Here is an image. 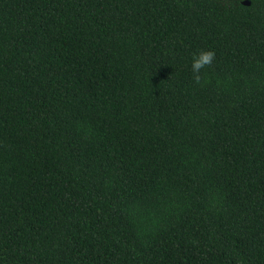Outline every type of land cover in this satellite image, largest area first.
<instances>
[{"label": "trees", "instance_id": "16d2710c", "mask_svg": "<svg viewBox=\"0 0 264 264\" xmlns=\"http://www.w3.org/2000/svg\"><path fill=\"white\" fill-rule=\"evenodd\" d=\"M0 264H264V0H0Z\"/></svg>", "mask_w": 264, "mask_h": 264}, {"label": "clouds", "instance_id": "9594fccd", "mask_svg": "<svg viewBox=\"0 0 264 264\" xmlns=\"http://www.w3.org/2000/svg\"><path fill=\"white\" fill-rule=\"evenodd\" d=\"M215 57L213 51L201 50L197 54H193L191 61V70L197 80H199V73L206 65H210Z\"/></svg>", "mask_w": 264, "mask_h": 264}, {"label": "water", "instance_id": "95a60500", "mask_svg": "<svg viewBox=\"0 0 264 264\" xmlns=\"http://www.w3.org/2000/svg\"><path fill=\"white\" fill-rule=\"evenodd\" d=\"M243 4L247 6V5H249L250 3H249V1H243Z\"/></svg>", "mask_w": 264, "mask_h": 264}]
</instances>
